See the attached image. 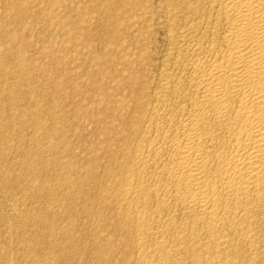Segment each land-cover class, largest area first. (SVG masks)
Returning a JSON list of instances; mask_svg holds the SVG:
<instances>
[{
    "label": "bare ground",
    "instance_id": "bare-ground-1",
    "mask_svg": "<svg viewBox=\"0 0 264 264\" xmlns=\"http://www.w3.org/2000/svg\"><path fill=\"white\" fill-rule=\"evenodd\" d=\"M22 1L7 0L4 13L23 17L30 9ZM143 1L115 0V7L126 9L116 39L117 77L132 97H102L98 117L81 109L54 113L37 104L34 86L25 89L43 74L40 66L28 63L22 46L9 54L0 50V107L3 101L18 107L33 102L22 110L25 116L13 114L15 109L0 113V168L8 165L12 136L17 143L27 139L30 147H15L21 176L46 174L56 154L71 155L63 123L79 115L92 123L89 133L97 139L85 148L90 156L83 164L73 158L57 163L53 183H20L26 192L19 199L4 194L11 183L0 189V264H264V0H163L157 21L155 9ZM36 2L44 6L47 26L63 37L76 32L61 19L69 8L63 0ZM1 15L0 35L12 31ZM7 42L14 45V37L7 34ZM159 42L163 53L153 62L150 48ZM152 66L156 74L148 85ZM24 117L31 133L19 128L8 136L9 120ZM37 139L47 144L35 148L42 143ZM13 170L8 182L19 178ZM41 194L52 205H40ZM37 202L31 213L28 206ZM62 214L69 220L57 227Z\"/></svg>",
    "mask_w": 264,
    "mask_h": 264
},
{
    "label": "rangeland",
    "instance_id": "rangeland-1",
    "mask_svg": "<svg viewBox=\"0 0 264 264\" xmlns=\"http://www.w3.org/2000/svg\"><path fill=\"white\" fill-rule=\"evenodd\" d=\"M0 1H6V2H4V3H6L5 5L3 2H0V12H2L1 13L2 15H4L5 9H3V8L7 5V0H0ZM36 1L37 0L22 1L23 3H26V5L24 7L25 8L28 7L30 9V12L25 14L23 17L22 16L21 17L13 16V18H12V16L9 17L8 13H6L3 16V19H5V21L2 19L4 21V23H6V24L12 23L11 24L12 25V31H10L8 33L7 32L1 33V35H0V50L8 51L7 53L9 54V53H12L15 49H17L18 46H22L26 49L25 58L28 60V63L31 62V64H33V65L36 63L37 65L40 66L41 72L43 74L42 75L39 74V76H36L35 79H33V82L31 84H29L28 86H26L27 88L23 87V89L26 88L25 90H27V89L31 90L30 86H34V87H32V89H34L36 91L34 93L35 99L41 98L40 100L39 99L36 100L37 104L40 103V105H42L46 108H50V110L53 107L51 111L54 113H57V111L62 110V109H63L62 111H65V110L66 111H72V110L78 111V109H81L82 111L83 110L90 111L94 116L98 117L103 112V110H102L103 109L102 108V104H103L102 97H111V98L132 97L131 96V90L129 88L127 89V87L123 86V82L120 81V77H117V74L120 75L119 74V68H121L120 63L117 62V59H118V56L120 57L121 55L119 54V51L117 48L118 42H116V39L120 38L119 37L120 30L123 29L126 25V21H124L126 18V9L124 7H122V8L119 7L120 9L115 7L118 5V4H115V0L114 1L113 0H107V1H105V0H91V1H89V0H63L64 4H66L69 8L64 13L63 18L61 17V19L65 20L66 22H70L68 25H71V28H73V29L75 28V30L77 29L76 32L73 33L72 36L68 38L67 36L63 37L62 36L63 34L61 32H58L51 23H50V25L48 24V26H47L48 21L44 22V20H41L42 15H43L44 6L38 5ZM100 1H102V3ZM106 2L110 3V5L107 6L108 3H106ZM143 2L150 5L152 7L153 11L155 9V11L153 13L154 17L156 18L155 21L159 20L160 15H161L160 14L161 12H159V11H161V9H162L161 6L163 5V0H153V1L152 0L151 1L150 0H144ZM78 3H79V5H78ZM105 4H106V6H105ZM100 5H103V6H100ZM1 6H2V8H1ZM156 6H158V7H156ZM96 7L99 9L98 10L99 12L97 11ZM106 7L107 8L110 7V8L107 9L105 12L104 9H106ZM93 8L96 9L95 12H98L99 15H97V13L94 12L95 9H93ZM114 8H117L118 10H116V9L114 10ZM89 10L91 12H89ZM92 10H93V12H92ZM112 10H114L113 12L115 14L113 12H112L113 14L107 13V11L111 12ZM104 12H105V14H104ZM107 14H109V15L107 16ZM2 15H1V17H2ZM101 16L103 19L100 18ZM105 16H107L108 18L106 17V19H105L104 18ZM33 17H35V18H33ZM67 18H69V19H67ZM115 18H117V19H115ZM87 19H88L89 24L86 21ZM114 19H115V22L117 23V25L114 22ZM12 20H14V21H12ZM97 20L101 21L102 24L99 21H98L99 22L98 23ZM106 20L108 21L107 24H106V22H107ZM42 22L45 23L44 26H43L44 23H42ZM94 23L96 25H94ZM90 24H92V25H90ZM109 24L110 25L112 24V26L116 25L117 30H116L115 26H113V27L111 26L110 29H107L110 27ZM89 25H90V27H89ZM105 25H107V26H105ZM96 26H99L100 29L98 27L96 28ZM104 26H105V28H103ZM92 27H94L95 29ZM40 28H41V30H40ZM91 28H92V30H91ZM42 29H46V30L44 31ZM110 30H111V32L114 31L116 34L115 33L112 34L113 32L112 33L109 32ZM156 30H158V34H160V29L158 28ZM29 31L32 33H30ZM37 32H40L38 34L39 36L36 35ZM44 32H45V35H44ZM106 33L108 36L110 35L111 38L113 37L112 40L110 39V37H108L109 41H107L108 39H106V37H104ZM7 34H10L14 37V43L16 44V47H15V44L10 45L7 42ZM87 34H88V36H87ZM27 35H28V37H27ZM59 36H62V37H59ZM71 38L72 39L74 38V39L71 40ZM101 38H102V40H101ZM104 39L109 43H106V41ZM100 40L103 41L104 44H102V42ZM98 42H99V44H98ZM18 43H19V45H17ZM40 43L44 44V47ZM127 44H128V42H127ZM101 45H103V46H101ZM40 47H42V48L39 49ZM48 47H51L52 51H50V52L45 51V49H49ZM100 47H103V48L101 49ZM162 48H164V47L162 46L161 42L156 44V46H154L153 48L152 47L150 48L152 51L151 56L154 58L153 62H155V61L159 62L160 61L161 56H159V55H162V53H163ZM63 50H64V52H63ZM161 50H162V52H161ZM133 51H134V49H132L130 52H133ZM53 57L54 58L58 57L59 59H61V61L58 64H53V63L51 64L50 60ZM100 58L103 59L102 64H99L96 61V59H100ZM71 60H72V62H71ZM121 66L123 67V64ZM117 71H118V73H117ZM155 74H156L155 68L151 69L149 71V78L152 76L154 77ZM98 77L99 78L101 77V78L99 79ZM152 78L147 79L148 85L150 84ZM97 79H99V80H97ZM119 83H120L121 87L115 88L114 85H116V84L119 85ZM42 86H44L43 89H42ZM57 92L58 93L60 92V93L58 94ZM52 96H54V97H52ZM86 97H89V100ZM52 100L53 101L55 100L56 103L58 102L59 103L58 105H60V106L55 107V104H52V103H54ZM26 101H24V103ZM4 103H7V104L5 106H2V108L0 107L1 108L0 113L3 115L7 114V111H8V113H11L13 109H15V110H13V112L15 111L13 114L19 113V115H24V113L22 114V110H24V108H27V109L33 108V107H31L33 102H30L29 100L25 104L22 102L21 107H18L17 105L13 106L12 103H8L6 101L2 102V104H4ZM41 103H43V104H41ZM23 104L26 106H24ZM47 104H49V105H47ZM49 106H51V107H49ZM8 108L10 110H8ZM20 111H21V114H20ZM46 113L45 112L43 113L45 116L40 115V119L43 118L42 119L43 121H45V118H47ZM71 115H73V113H71ZM25 118L26 117H24L23 120H20V121L15 120V119L9 120L8 127H7V132L9 133L8 136H10L14 131L18 130L19 128L24 129L23 130L24 134L31 133L32 130L29 127V125L23 123L25 121ZM89 122L90 121L84 120L83 117L81 115H79V117H77V119H75L74 122L68 120V122L66 121L63 123L64 129L66 130V135H68V137H69L68 142H66L64 144V146H66L67 148H71L72 152H71V155L68 154V156H66V154H64V153H61L59 155L56 154L57 159L53 163L54 165L53 164H52L53 166L49 165L50 167H48L47 170H45L47 172L46 173L47 177L52 176L50 179L45 178L46 177L45 172H44V174L41 173L42 175L41 174L36 175L37 177L34 175L27 176L26 174H22V176L26 179H24L21 176V173L23 171L21 169H19V166H15L18 164V163H15V161H17V160L20 161V159H21V158L19 159V156H17L18 154H20L19 151H23L24 148L29 149L30 147L29 146L27 147V145H29L28 143H26V142H28V141H26L27 139L22 138V141H20L21 140V138H20V140H17L18 141V143H17L16 141H14V140H16L15 138H13V141H12V139H11L12 136H11V138L8 139L10 146H9V144L6 143L9 147V149L6 150V154L10 152L9 153L10 155L7 154V156H8L7 157L8 158L7 164L8 165H6V162H5L4 166H1L3 168H0V170L2 171V172L0 171L1 172L0 174H2L5 171L3 169L8 168V169H6V172L4 173L6 176L2 177L4 179H0V185H1V180H2V184H3L2 186H0V189H2V187L4 188L9 183H11L8 186L11 188H8L7 190H9V191H5L4 194L6 196H9V195L13 196L14 195L13 198L16 197L17 199H19L20 197H23L24 196L23 193L26 192V191H23L24 189L22 187H24V186L23 185L21 186L22 183L23 184L27 183V182L29 183L31 180H34L35 182H33V184L34 183H36V184L40 183L38 185H41L42 183L43 184H51L52 178L55 177L54 172H55L57 163L64 162L70 158L71 159L73 158V161L78 162L80 165H81V163L83 164L85 159H87L90 156L86 152L85 148L88 147L89 145H91V142H93V140H94V142L97 141V139L92 140L91 133H89L90 129L93 127L92 123L91 122L89 123ZM26 127H27V129H26ZM74 130H77L75 135H73ZM38 141H40V143L41 142L42 143L38 144ZM20 142L22 143V145H20L22 147L18 146L19 144H21ZM6 144H5V146L7 147ZM37 144L38 145L35 148L40 149L43 147L42 144H47V143H44V141L37 139ZM72 146H74V148ZM15 147H17V149L20 147L21 150L19 148L18 149L19 151H17V149H15ZM26 149H24V151ZM30 150L32 151V149H30ZM30 150H28V151H30ZM35 150H37V149H35ZM10 157L12 158V160L10 159ZM53 157L54 156H52V158ZM3 163H4V161L1 162L0 165H3ZM35 163H36L37 167H40V165L37 162H33L34 168L36 167ZM9 164H10V166H9ZM11 164H12V166H11ZM13 164H14V168H13ZM52 167H54V168H52ZM11 169L12 170L15 169L13 171H16L15 173H19V178H16L15 180L12 179L11 181L9 180V182H8V180L6 178L9 177L8 175H10L12 173ZM51 169L54 171H52ZM9 170H11V171H9ZM17 170H18V172H17ZM19 171H21V173ZM52 172H53V174H52ZM49 174L50 175L52 174V175L50 176ZM12 175H14V172L12 173ZM42 176H43L44 180H43ZM21 177L23 179H21ZM35 178H36V180H35ZM17 179L20 181L22 180V182L18 181ZM13 180H14V182H13L14 184L12 183ZM23 180H25V181H23ZM16 181H18V182H16ZM46 181H47V183H46ZM53 182H54V179H53ZM4 184H6V185H4ZM15 188L18 189L19 192H17V190ZM57 188L58 187H55V190H53V191H55L54 193H57L56 191L59 190V188L58 189ZM10 189H12V190H10ZM21 189H22V192H21ZM10 191L11 192L15 191L16 193L12 192L10 194L9 193ZM59 191H58V193H59ZM41 196L38 195L39 201H38V199H36V201H38L40 205H44L46 203H47L46 205H48L52 202L50 200L46 201L47 200V199L45 200L46 197L45 196L43 197L42 194H41ZM40 197H41V199H44L46 202L43 200V202L40 203L42 201V200H40ZM10 198L12 199V197H10ZM62 201L64 203V200H62ZM38 202L34 203L32 206H28L30 209V212H31V210L33 211L31 213L37 212V210H36L37 205L40 206L38 204ZM52 203L50 205H52ZM28 207L26 206L27 211L29 210ZM64 207H65V205H64ZM34 208H36V209H34ZM53 212L56 213L57 210L53 211ZM55 213L53 214V217L56 215ZM62 215H64V214H62ZM66 219L69 220V218L65 214L64 218L62 220H59V223H56V224H59L60 226H58V225H56V226L57 227H64V225H66V223H65ZM80 223L81 222H78V223L76 222V225H77V227H78V225L80 226V228L78 227V229L81 231L82 228H84V227H83L82 223L81 224ZM36 228H37V226H36ZM33 229H35V228H33ZM51 239H52V237H51ZM51 239H50V241H52ZM41 242L42 241L41 240L39 241V239H38L37 244L35 245L36 247H34V248H38L41 245L40 244ZM52 242H59V241L57 238L54 237V240ZM38 243H39V245H38ZM42 246H43V243H42ZM45 250H46V253L48 254V256H51L49 249L47 250V248H45ZM258 263H260V260H258Z\"/></svg>",
    "mask_w": 264,
    "mask_h": 264
}]
</instances>
